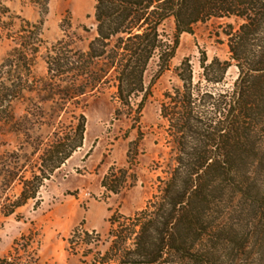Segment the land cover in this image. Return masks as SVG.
Returning a JSON list of instances; mask_svg holds the SVG:
<instances>
[{
    "label": "trees",
    "instance_id": "1",
    "mask_svg": "<svg viewBox=\"0 0 264 264\" xmlns=\"http://www.w3.org/2000/svg\"><path fill=\"white\" fill-rule=\"evenodd\" d=\"M24 1L47 12V0ZM94 9L96 35L87 50L74 47L82 39L70 34L69 24L48 48L47 76L37 79L33 65L45 46L42 23L20 19L0 0V35L15 45L0 65V125L13 121L12 104L26 92H44L66 105L106 87L115 89L116 102L140 122L152 60L159 74L169 70L180 36L193 34L199 23L235 19L241 24L237 29L226 25L233 64L217 58L207 64L205 54L200 61L203 80L215 87L224 84L234 65L238 76L231 90L215 93L197 86L189 60L181 63L176 71L182 88L166 93L162 104L176 150L167 179L145 208L110 220L105 254L86 251L81 259L92 255L91 264H264V0H95ZM16 20L21 22L14 32ZM167 23L173 24L172 41L163 34ZM46 115L41 122L56 130L31 177L26 178L20 156L12 166L6 160L0 164L5 186H21L16 200L2 208L6 216L36 199L44 181L83 145V112L66 108ZM109 179L103 186L119 193L124 178L117 188ZM95 242H100L95 231L77 228L68 240L69 252L78 256L79 248ZM40 243L38 230L28 231L0 264H42Z\"/></svg>",
    "mask_w": 264,
    "mask_h": 264
},
{
    "label": "rangeland",
    "instance_id": "2",
    "mask_svg": "<svg viewBox=\"0 0 264 264\" xmlns=\"http://www.w3.org/2000/svg\"><path fill=\"white\" fill-rule=\"evenodd\" d=\"M4 1L20 19L33 24L42 23L40 37L45 46L33 65V76L37 79L47 76L44 58L48 48L62 38L63 30H68L69 24L72 27L70 34L75 33L82 39L74 45L77 49L87 50L96 35L95 0H47V12L42 5H32L28 1ZM20 22L16 20L14 32ZM227 24L237 29L241 21L211 19L196 25L193 34H182L170 69L161 74L157 60L150 62L144 77L150 94L140 122H137L135 112L116 102L115 89L111 87L81 97L74 104L63 105L59 97L52 100L49 94L35 91L26 92L13 102L10 110L13 121L0 125V164L6 160L12 166L11 161L20 156V162L27 170L26 178L31 177L30 169L37 166L41 150L52 145L51 133L56 128L41 122L46 114L66 108L71 112H83L86 126L82 147L44 181L36 199L29 200L9 216L2 213V208L16 200L21 186L18 182L5 186L0 167V258L11 250L15 240L32 229L40 233L39 258L42 264H91L93 256L81 259L83 252H107L110 220L117 216H131L145 208L168 177L176 150L168 123L162 117V104L166 103V93L182 88L177 68L184 60H189L194 84L215 93L230 91L237 79L238 70L232 65L225 74L224 84L208 85L203 80L200 64L203 54L208 59L207 64L215 58L233 64L225 35ZM163 34L169 41L173 40L172 23L164 26ZM14 46L12 41L0 35V65L14 54ZM44 98L51 99L43 101ZM138 100L133 101L136 104ZM68 125L69 121H66L62 129L66 131ZM108 176V183L114 188L124 178L119 193H111L103 186ZM77 228L95 231L100 240L79 248L78 256L73 255L74 251L69 252L68 244Z\"/></svg>",
    "mask_w": 264,
    "mask_h": 264
}]
</instances>
